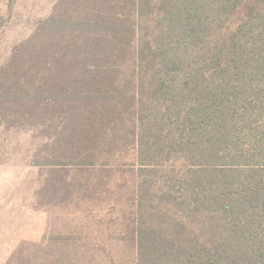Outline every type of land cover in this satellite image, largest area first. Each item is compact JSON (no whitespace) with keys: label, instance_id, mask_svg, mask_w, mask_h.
<instances>
[{"label":"rangeland","instance_id":"rangeland-1","mask_svg":"<svg viewBox=\"0 0 264 264\" xmlns=\"http://www.w3.org/2000/svg\"><path fill=\"white\" fill-rule=\"evenodd\" d=\"M130 1L0 0V264H163L140 257L171 222L133 138L162 5Z\"/></svg>","mask_w":264,"mask_h":264},{"label":"trees","instance_id":"trees-1","mask_svg":"<svg viewBox=\"0 0 264 264\" xmlns=\"http://www.w3.org/2000/svg\"><path fill=\"white\" fill-rule=\"evenodd\" d=\"M146 1L162 8L133 48L147 93L135 95L133 138L152 178L146 194L171 223L138 233L140 257L264 264V0L130 7L140 15ZM126 23L109 26L121 33Z\"/></svg>","mask_w":264,"mask_h":264}]
</instances>
